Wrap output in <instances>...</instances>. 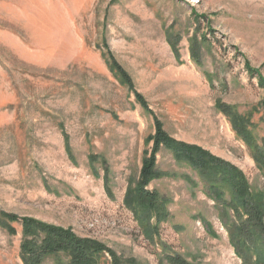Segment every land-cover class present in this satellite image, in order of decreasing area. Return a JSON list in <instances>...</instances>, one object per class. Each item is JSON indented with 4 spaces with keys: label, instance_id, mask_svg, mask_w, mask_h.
Returning <instances> with one entry per match:
<instances>
[{
    "label": "rangeland",
    "instance_id": "374dc122",
    "mask_svg": "<svg viewBox=\"0 0 264 264\" xmlns=\"http://www.w3.org/2000/svg\"><path fill=\"white\" fill-rule=\"evenodd\" d=\"M156 123L264 196L252 157L264 145V0H0V264H23V219L100 243L99 264L110 251L120 264H242L215 202L167 150L155 154L167 175L145 189L169 199L168 218L148 237L127 207Z\"/></svg>",
    "mask_w": 264,
    "mask_h": 264
},
{
    "label": "trees",
    "instance_id": "16d2710c",
    "mask_svg": "<svg viewBox=\"0 0 264 264\" xmlns=\"http://www.w3.org/2000/svg\"><path fill=\"white\" fill-rule=\"evenodd\" d=\"M108 65L131 86V80L119 64L108 59ZM217 107L222 110L219 104ZM224 107L236 131L244 140H249V131L243 118L235 115L230 107ZM148 139L153 140L152 153L144 158L135 187H128L125 194L127 207L146 236L151 237L152 232L157 231V225L169 215V199L156 190L145 189L153 180L167 175L156 167L155 154L164 149L171 153L176 163L195 173L197 179L186 180L193 186L200 184L202 192L215 202L220 222L242 264H264V196L250 189L244 173L197 145L174 140L161 129L160 123H156V133ZM253 149V160L264 171V145L260 147L255 144ZM7 218L16 219L14 215H7ZM205 225L209 229V224ZM22 227L24 240L20 255L23 264H43L48 257H53L56 264H99L106 250L100 243L80 238L68 228L35 219H23ZM110 254L111 264H120L112 251ZM168 260L170 264H188L179 255H168Z\"/></svg>",
    "mask_w": 264,
    "mask_h": 264
}]
</instances>
